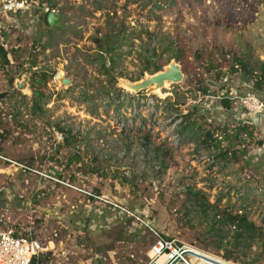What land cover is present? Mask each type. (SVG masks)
Wrapping results in <instances>:
<instances>
[{"label": "rangeland", "instance_id": "1", "mask_svg": "<svg viewBox=\"0 0 264 264\" xmlns=\"http://www.w3.org/2000/svg\"><path fill=\"white\" fill-rule=\"evenodd\" d=\"M38 1L60 15L55 24L31 6L7 13L0 39L1 226L40 240L39 264H147V224L226 261L264 264V116L237 98L221 103L253 89L236 57L264 75V0ZM105 36L119 47L111 73L98 57ZM172 60L185 77L161 94L123 85ZM239 125L252 133L235 148L244 153L223 157ZM194 193L213 206L202 212ZM216 208L246 213L254 236L237 245L224 226L221 238Z\"/></svg>", "mask_w": 264, "mask_h": 264}, {"label": "built area", "instance_id": "2", "mask_svg": "<svg viewBox=\"0 0 264 264\" xmlns=\"http://www.w3.org/2000/svg\"><path fill=\"white\" fill-rule=\"evenodd\" d=\"M33 5L34 0H0V14L26 11ZM45 5V12L54 11L53 8ZM6 28L7 26L0 21V39L4 38L2 32ZM234 98L238 99V104L243 106L251 116L258 118L264 116V100L250 88H246L242 96L235 95L230 99ZM3 216L4 214L0 215V264H32L34 258L42 255L46 248L37 237L27 233L30 232L28 229H24L18 224L2 227L1 223L6 224ZM147 226L153 230L156 236L148 251L149 261L147 264H216L196 254L204 255L221 263L235 264L224 259L220 261L208 253L194 249L191 245L182 244L175 238L166 237L149 224Z\"/></svg>", "mask_w": 264, "mask_h": 264}, {"label": "trees", "instance_id": "3", "mask_svg": "<svg viewBox=\"0 0 264 264\" xmlns=\"http://www.w3.org/2000/svg\"><path fill=\"white\" fill-rule=\"evenodd\" d=\"M46 1L50 2L51 0H46ZM56 15L58 16V18L60 17L59 14H56ZM47 16H48V13L46 14V22L49 25L48 20H47ZM104 39H105V41L103 42ZM117 39H120V36H116V40ZM98 42L100 43L98 57L102 59V66L105 69V72L111 73V70L114 68V65H116V62H117V60L115 58H117L116 51H117V49H119V47H116L114 45L115 42L111 41L108 36L103 37ZM177 56H178V53L176 51L175 53H173V57H177ZM107 58L109 59V62H110L109 66L106 65ZM0 60L3 64L9 63L8 52L3 47V45L1 43H0ZM148 61H150V58H148ZM235 61H237L236 62L237 64L242 65V70H244L246 73H248V76L252 79V82H253L252 91L255 92L258 96H260L264 100V75H262V76L261 75H255L254 71H251L250 69H248V65H247V63L245 64L243 59H238V57H236ZM153 66L154 67H153L152 73L160 71L162 68L161 65H158L155 62H153ZM232 70L236 71L238 69L233 67ZM142 74L143 73H140L138 75V77L136 78V80L140 79ZM131 80H133V79L131 78ZM201 90L203 91V94H205V95L211 94L210 93L211 91H210L208 86L202 85ZM221 103H222L223 107H225L227 109H230L232 107V101H231V99H229L227 97V95H224V97H222ZM252 117H254V116H252ZM188 124L189 123H187V125H185L183 127V130H186L188 128L187 127ZM60 130L63 132V129H60ZM226 131H227V129H226ZM65 132L63 135H64V139L67 143L72 142L74 140V138L77 136L76 134H72L71 129H69ZM241 134H247V136H252V133L249 131V128L246 125L237 126L235 131L233 132V134H231V133L225 134L226 137L230 141V147L227 149H223V151H221V155L223 157L231 156L233 158L234 157L238 158L239 155L244 153V150H242V149H235L239 144L238 142L240 141ZM208 135L211 136L210 133H208ZM219 144L220 143H218V145ZM72 158L76 162H79L81 160L79 153H76ZM94 170L95 169H92V171H94ZM188 189L191 192V188L188 187ZM194 194L196 197L195 198L196 203L202 212L205 213L209 207L213 206L209 203V201L205 197L198 199L197 198L198 193H194ZM217 216H219V217H217ZM213 218H214V221H213L214 223H221V225H223L222 227H219V229L217 230V233L221 238H224V236L222 235V230L224 229V226H229L230 229H233L234 234H235L234 238L236 240L237 245L241 242L242 239H251L254 236V233L256 232V230L258 229L255 222L251 221L248 218V216L246 215V213H239V212L233 213L232 211H227L226 209L219 210L216 208L214 215H213ZM232 256L233 255L231 253L226 254V257L228 259H231ZM39 261H40V256L34 258L32 264H39Z\"/></svg>", "mask_w": 264, "mask_h": 264}, {"label": "water", "instance_id": "4", "mask_svg": "<svg viewBox=\"0 0 264 264\" xmlns=\"http://www.w3.org/2000/svg\"><path fill=\"white\" fill-rule=\"evenodd\" d=\"M58 19L56 13L54 11H50L47 16V20L49 25H54L56 20ZM185 74L182 70L181 65L176 61L172 60L167 66H165L162 70L157 71L153 74H147L143 76L138 81H127V86L132 89L131 91L135 93H139L141 91L147 90L151 85L154 84V87H163L165 82L171 81L172 83H179L184 80ZM56 79L60 80L64 84H71V79L63 77L61 73L56 74ZM126 84V83H125ZM18 89H26L27 88V77H24L22 81L18 80L16 82ZM196 254V253H195ZM204 259L210 260L216 264H225L218 262L214 259H209L208 257L200 254H196Z\"/></svg>", "mask_w": 264, "mask_h": 264}, {"label": "crops", "instance_id": "5", "mask_svg": "<svg viewBox=\"0 0 264 264\" xmlns=\"http://www.w3.org/2000/svg\"><path fill=\"white\" fill-rule=\"evenodd\" d=\"M38 3H39V1L38 0H34V5H33V11H35V12H33L32 11V13L30 14V16H32L33 18H40V14L42 13V12H44V8H42V7H37L38 6ZM46 3H41L40 5H45ZM10 14H7V13H5V14H0V18H1V22H3L4 23V21H7V19H5V16H9ZM16 18V17H15ZM17 19V18H16ZM17 20H20V23L22 22L21 20H24V19H17ZM5 24V23H4ZM6 25V24H5Z\"/></svg>", "mask_w": 264, "mask_h": 264}, {"label": "bare ground", "instance_id": "6", "mask_svg": "<svg viewBox=\"0 0 264 264\" xmlns=\"http://www.w3.org/2000/svg\"><path fill=\"white\" fill-rule=\"evenodd\" d=\"M61 75H63L62 73H61ZM126 83V84H125ZM168 83H172L171 81H167V82H165V84H164V86L163 87H159V88H157V87H154V84L153 85H151L148 89L149 90H152L153 92H155V93H158V94H161V90L163 89V88H165L166 86H167V84ZM123 85L127 88V89H129L130 91L132 90V89H130L128 86H127V81H123ZM194 249H196V250H199L198 248H196V247H194ZM202 252H204V251H202ZM205 253H207V252H205ZM209 254V253H208ZM211 256H213L214 258H216V259H218V260H223L220 256L219 257H217V256H215V255H212V254H210ZM232 262V261H231Z\"/></svg>", "mask_w": 264, "mask_h": 264}]
</instances>
